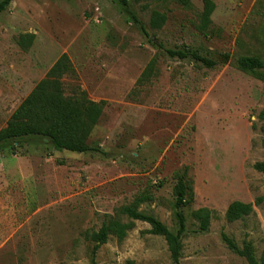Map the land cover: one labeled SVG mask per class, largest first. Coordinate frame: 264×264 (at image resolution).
<instances>
[{
  "label": "rangeland",
  "instance_id": "374dc122",
  "mask_svg": "<svg viewBox=\"0 0 264 264\" xmlns=\"http://www.w3.org/2000/svg\"><path fill=\"white\" fill-rule=\"evenodd\" d=\"M206 31L202 0H11L0 14V131L63 54L75 72L62 78L106 103L87 145L97 152L55 151L42 138L7 141L0 152V264H92V232L106 215L137 200V211L177 229L174 187L192 188L182 208L186 232L180 264H247L221 240L224 233L264 260V67L238 69L242 56L264 65V0H211ZM165 14L160 30L153 12ZM135 18L138 23L133 22ZM144 28L145 34L141 31ZM33 34L23 50L22 35ZM159 46H186L228 63L206 69L169 59ZM151 60L148 79L138 82ZM252 206L228 222L233 202ZM212 213L207 232L192 213ZM126 238L109 237L94 264H174L163 238L132 222Z\"/></svg>",
  "mask_w": 264,
  "mask_h": 264
},
{
  "label": "trees",
  "instance_id": "16d2710c",
  "mask_svg": "<svg viewBox=\"0 0 264 264\" xmlns=\"http://www.w3.org/2000/svg\"><path fill=\"white\" fill-rule=\"evenodd\" d=\"M126 4V0H119ZM184 8H190V0H172ZM11 0H0V14L9 6ZM215 10V5L211 0H202V11L198 30L201 32L211 24V16ZM133 22L138 23L135 18ZM166 16L163 13L153 12L150 17L149 26L152 30H160L166 23ZM141 26V25H140ZM145 34L144 28L140 27ZM34 40L33 34H26L19 37L17 43L27 50ZM161 53L169 59L179 61H191L194 64L206 68L214 69L220 63L225 64L230 60V55L220 56L221 61L210 59L202 55L197 50H191L186 46L178 48H164L159 46ZM151 60L138 82H142L151 75L154 67ZM236 66L245 73H254L264 67L257 57L242 56L236 60ZM75 72L67 55L63 54L49 69L45 77L35 84L34 88L21 104L12 113L6 127L0 131V152L2 146L7 141H22L26 138H42L49 142L55 151H68L77 154L97 152L94 148L87 145V140L100 120L106 103L104 101L94 102L90 100L86 92L79 87H75L72 95H65L62 78L74 76ZM255 169L264 173V164H256ZM175 203L174 218L177 229L175 232L168 230L155 217L137 211V204L147 200L142 198L131 206H123L117 214L125 216L129 223H122L115 217L108 215L101 224L98 231L92 232L89 239L94 243L92 251V264L97 250L107 243L109 237H114L118 242H122L128 231L132 228V222H141L149 226L148 234L164 239L170 258L174 264H180L182 243L181 238L186 232V220L182 213V208L189 204L192 199V188L179 179L174 187ZM189 195L190 200H185ZM252 213V206L242 202L231 203L225 213L228 222L242 220ZM192 217L197 222V231L207 232L210 226L212 213L207 208H199L192 213ZM221 240L226 247L245 259L247 264H264V260L258 261L254 255L253 248L245 244L239 248L232 239L221 234ZM126 264H134L127 261Z\"/></svg>",
  "mask_w": 264,
  "mask_h": 264
}]
</instances>
